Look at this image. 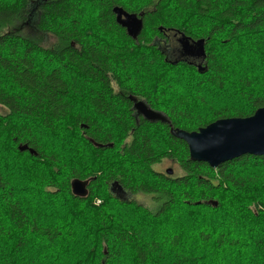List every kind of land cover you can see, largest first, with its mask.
Masks as SVG:
<instances>
[{"label":"trees","instance_id":"trees-1","mask_svg":"<svg viewBox=\"0 0 264 264\" xmlns=\"http://www.w3.org/2000/svg\"><path fill=\"white\" fill-rule=\"evenodd\" d=\"M117 7L143 15L144 27L136 40L116 22L113 10ZM88 16L91 17L86 23ZM40 36L52 43L43 48ZM182 36L192 41L205 40L206 57L201 64L184 57L179 42L175 41ZM221 37L225 39L224 54L214 46ZM241 45L250 46L247 71L264 70V0H0V107L11 123V128L4 132L5 138H9L3 152L8 151L12 159L17 156L16 159L29 160L31 166L45 160L53 179L50 185L39 187L45 193L34 192L47 201L61 195L68 199V206L57 213L58 217L49 220L47 214L53 213L50 209L39 215L37 207L41 204L34 199L33 205L24 206V201L33 197L30 193L33 190L10 182L0 163V238L8 234L18 237L8 252L11 259L18 264H112L127 245L137 264H150L152 257L162 255L169 247L177 251L171 258L172 264H211L201 260L203 255L198 249L190 255L180 251L182 239L176 231L180 225L183 228L186 225L165 227L161 220L179 215L178 200L190 201L192 207L200 208L208 203H193L197 196L210 201L215 199V192L233 194L234 189L241 194L238 203L247 209L243 211L249 227L240 237L243 245L226 227L215 235L195 231L194 239L197 235L203 242L200 245L209 246L214 254L215 250L220 252L214 264H264V193L251 198L252 187L264 182V157L245 155L213 169L205 163L193 162L187 144L170 133L171 127L197 132L219 120L249 118L264 108V74L259 79L260 95L238 91L232 97L222 92L223 72L228 64L225 60L237 56L235 47ZM158 70L160 75L155 76ZM204 77H208L212 92L205 82L199 81ZM174 83L186 88L187 93L178 92V97L170 93L173 90L169 86ZM214 89L218 92H213ZM191 92L197 93L198 101L205 107L188 100ZM200 94L205 101L199 99ZM206 97L217 98L208 102ZM135 101L158 109L153 111L165 121L150 122L137 117L130 110ZM77 105H82L75 116L82 136L70 135L80 146L87 144L95 151V158L117 148L112 129L106 127L108 121L119 128L123 139H129L117 152L118 162L109 164L99 174L84 176L76 161H62L45 153L30 130V121L47 131L55 130ZM18 122L21 125L15 127L13 123ZM159 128L166 137L164 153L154 149L153 133ZM86 138L99 145L112 144L113 148L96 147ZM25 145L37 155L20 152L19 147ZM165 158L177 162L183 176L173 179L155 171L154 167ZM142 167L156 183L150 186L138 182V174L131 178L133 170L140 172ZM13 173H20L17 162ZM75 179L89 181L87 197L73 195L71 182ZM101 181L108 186L116 182L131 195L151 197L157 207L148 212L136 201L116 197L108 187L114 212L129 211L133 217L138 214L146 226L132 225L134 219L129 223L118 222L117 217L118 230L112 234L111 226L98 213L104 208L89 205ZM191 186L199 191L195 198L187 191ZM171 187L183 189L180 198ZM221 206L218 203L214 211L220 212ZM239 214L235 211L236 220H242ZM4 222L9 224L8 232L2 230ZM79 232L95 246L88 262L74 252L75 243L82 241L75 238ZM26 238H34L44 247L36 255H23L22 241ZM0 264H6L1 253Z\"/></svg>","mask_w":264,"mask_h":264},{"label":"rangeland","instance_id":"rangeland-1","mask_svg":"<svg viewBox=\"0 0 264 264\" xmlns=\"http://www.w3.org/2000/svg\"><path fill=\"white\" fill-rule=\"evenodd\" d=\"M90 15V14H88ZM91 16L87 17L90 19ZM183 18V16L181 17ZM184 19V18H183ZM41 39V44L43 48H47L52 41L50 39L43 40V37H39ZM179 38V37H178ZM177 41V40H175ZM223 42H225V39L222 37L217 39L214 46L216 49L221 53ZM235 52L237 56H233L232 59H227L228 61L226 69L224 68V85L225 88L222 90V92L229 96H236V93L238 91L246 92L250 95H260V81L259 79L263 78L264 70L261 69L258 72H248L247 69L249 68V59L247 56V53H251L250 46H237L235 47ZM227 53V52H226ZM229 53V52H228ZM222 54L223 51H222ZM240 56H242L244 59H241ZM230 57V54H229ZM258 59V55L256 56ZM41 59V58H40ZM39 59V61H40ZM190 60L195 58H189ZM259 61V59H258ZM149 63V62H148ZM234 67L233 70H229L228 68ZM235 71H241L242 73H238ZM155 76L160 75V71L154 72ZM199 81L205 82L208 91L212 92V89L209 87L208 84V77H204L203 79H199ZM245 82H248V84H251L250 86H246ZM175 84V83H174ZM172 84V87L169 86L173 90V92L169 91L170 93H174L178 97V92L180 93H187L186 88H179L178 85ZM150 91L149 89L147 92ZM213 92H218L215 89ZM188 100L192 102H196L200 104V107L203 106V102L198 101L197 93L191 92L188 94ZM208 102H212V100H216V98L206 97ZM72 99H74V94L72 95ZM200 100H204V97L200 94L199 96ZM237 99V98H236ZM143 100V99H142ZM242 101V100H240ZM244 101V100H243ZM171 101L167 102V104H170ZM206 103V102H205ZM228 103V102H226ZM229 104V103H228ZM82 105H77L76 110H73V113L66 119L65 121L58 124L55 130L47 131L42 127H39L37 124L34 123V121H30L32 129V134L36 137L39 144L42 146L45 153L49 152L48 154H53L60 160L65 161H76L77 162V169L81 172L84 176L99 174L100 171L104 170V168H107L110 164L113 165L114 163H117L119 160V157L117 156V152L121 149V147L129 142V139H123L122 133L119 130L116 125L108 121V124L106 127L112 129L113 135L115 137V142L117 144V148L114 151H108L103 157H97L95 158V151L92 149L90 150L85 144L84 146H80V144L77 143V141L73 140V135H70L71 133L79 134L81 128L79 129V126L76 124L75 118L76 112L81 109ZM86 106V104H85ZM87 112L90 114L91 110L88 106ZM199 108V107H198ZM153 110H158L153 108ZM199 110V109H198ZM76 116V117H75ZM9 116L5 112V110L0 107V154L6 149V144H8V140L5 138V130L7 131L11 128V123H9ZM29 121V120H26ZM15 127H19L21 123H13ZM84 126V125H83ZM81 127V126H80ZM76 136H82V134L76 135ZM87 139V138H86ZM153 144L154 149H156L158 152H167V144H166V137L164 136V133L158 129L156 133H153ZM16 156V155H15ZM17 157V156H16ZM13 157L8 152H3V156L0 158V163L5 167L7 176L10 178V182H14L18 185H23L25 188H30L33 190L31 193V196L28 197L30 199H26L24 201V206H31L34 204V200L37 201L39 204L37 207V213L40 215L47 211L48 209L52 210V214H47V217L49 220H52L55 217H58L59 212L63 209V207L68 206V199L61 195L59 199H50L46 200L44 199L39 193L37 192H43L44 189H40L39 187H44L45 185H50V180L53 178L50 176L52 175V170L47 167L45 160H42L38 165H32L29 160L21 159L18 157ZM18 163L20 165V173L16 174L13 173V170L15 168V163ZM12 169V172H11ZM131 169V168H130ZM139 170V169H138ZM144 168H141V171L133 170L131 178H134L137 176L138 182L147 183L151 186L152 183H156L155 179L151 177V173H144ZM154 170L166 174L167 170H171L173 174L171 177L174 179L176 177L183 176L184 172L179 166V164L175 161L170 160L169 158H165L161 161L160 164L156 165L154 167ZM103 174H100L98 176H102ZM102 183V181H101ZM103 183L100 184L101 186L97 191H94V196L90 200L89 205L92 208L95 209H101L104 208V210H100L98 213L103 215V219L106 223V225H110V232L114 234L118 228L116 225V218L118 217L117 221L124 220L129 223L131 220H135L132 223L134 225L135 223L137 225L142 224V228L146 226V224H143L142 220H139V215L137 214L135 217L129 212V211H123L124 214H120V212H114L113 203L108 198V183H105L103 186ZM164 185V184H163ZM163 185H158L162 187ZM17 186V185H16ZM169 188V187H168ZM105 189V190H104ZM250 189V188H249ZM249 189H245L244 191H247ZM47 190L49 191V188L47 187ZM171 190L177 195L179 198L181 197V193L183 189H177L175 187H171ZM253 193L251 198L255 197H261L264 193V182H259L254 187H252ZM37 191V192H34ZM187 191L190 194H193V197L195 198L196 195L199 193V191L193 189V186H191ZM234 193L224 192V193H214L215 199H211L208 201L207 199L201 198L200 196H197V200L193 201V203L199 205L203 203H208L206 205H203L202 207L194 208L191 206L190 201L187 200H178L179 204L178 206L181 208L179 210V215L177 217L169 219L164 217L161 222L166 227L169 224H184L187 227L183 228L182 225L179 226L177 230V234L181 236L182 242H181V248L180 251L190 255L193 251L198 249L200 254L203 256L201 257V260L205 262H211V264H214L213 262L217 261L220 258V252L215 250L216 254L213 253V251H210V247L207 245H200L203 243L200 239H197V235L194 239L195 231L202 232L206 231V234L215 235V233H220L221 231H224L223 228L226 227L228 229V232H232V235L238 239V242H240V245H243V241L240 238L243 235V232H245L248 227L249 223L246 217L244 216V211L247 210L246 206L242 203H238L237 198H241V194L238 190H234ZM131 195V194H130ZM132 196V195H131ZM236 196V197H235ZM127 197V196H126ZM133 197H130V200ZM34 199V200H32ZM123 199V198H122ZM204 199V200H203ZM132 200V199H131ZM133 201H136L142 208L146 211H154L157 207V205L154 203L151 197L138 194L133 198ZM197 202V203H196ZM209 202H216L219 204H222L221 210L214 211L213 205L209 204ZM242 202V201H241ZM244 203V202H243ZM237 204V205H236ZM183 205V206H181ZM177 206V207H178ZM2 207V206H1ZM54 210V211H53ZM244 210V211H243ZM235 211L237 213H240L239 216L242 220H236L234 217ZM149 212V211H148ZM251 212L255 215V211L253 208H251ZM57 214V215H55ZM5 212L1 209V216H4ZM121 218V219H120ZM10 223V222H9ZM233 224L235 225L233 227ZM9 224L7 222H4V226L2 228L3 231L8 232ZM183 228V229H182ZM250 231V230H249ZM92 233V232H91ZM96 233V232H95ZM94 236V234H91ZM249 235V232H248ZM75 238H80L81 242H76L74 252L85 261H89L91 257V252L94 251V244H92L89 240L85 239L83 237V234L81 232L77 233ZM18 241V237L11 236L10 234L0 238V253L5 257L6 264H18L13 259H11L8 252L11 250L13 245ZM23 242V255H36L38 250L43 248V244L39 243V241L35 240L34 238H26ZM212 243V242H210ZM74 244V243H73ZM213 244V243H212ZM246 245V244H245ZM244 245V246H245ZM200 248V249H199ZM241 248V247H240ZM206 249H207V255H206ZM122 254L121 256L117 257V262H114L112 264H137L136 260L134 259V254L131 251V248H128L127 245L121 250ZM228 251V250H226ZM108 252V247L105 246L103 248V253L106 256ZM177 251L173 247H169L167 249H164L162 251V255L157 257H152L150 260V264H172L171 258L174 257L175 253ZM50 259V258H49ZM203 264H209V263H203Z\"/></svg>","mask_w":264,"mask_h":264},{"label":"water","instance_id":"water-1","mask_svg":"<svg viewBox=\"0 0 264 264\" xmlns=\"http://www.w3.org/2000/svg\"><path fill=\"white\" fill-rule=\"evenodd\" d=\"M113 13L116 15V22L126 30L127 35L136 40L144 27L143 15L127 13L120 7L115 8ZM178 42L184 57L205 59L204 39L192 41L182 36ZM134 106L137 110L133 111L137 117L150 122L165 121L161 114L150 110L142 101H135ZM170 133L187 144L193 162L205 163L213 169L245 155L264 157V108L258 109L249 118L219 120L197 132H186L171 127ZM93 144L96 147L113 148L112 144ZM19 151H29L31 155H37L26 145L20 146ZM166 174L171 176L173 172L167 170ZM88 185L89 181L75 179L71 182V191L74 196L85 198L88 195ZM210 204L218 206L216 202Z\"/></svg>","mask_w":264,"mask_h":264},{"label":"flooded vegetation","instance_id":"flooded-vegetation-1","mask_svg":"<svg viewBox=\"0 0 264 264\" xmlns=\"http://www.w3.org/2000/svg\"><path fill=\"white\" fill-rule=\"evenodd\" d=\"M181 37H177L176 40L179 41ZM188 60H190L188 58ZM192 63L196 64V65H199L202 63V58L198 59V58H195V59H192L190 60ZM135 104V103H134ZM150 110H153L151 107L147 106ZM130 110H137L136 107L133 105V107L130 109ZM135 112V111H134ZM87 140L89 142H91L92 140L91 139H88ZM109 189L111 190V192L116 196V197H119V198H123V199H129L130 197H135L137 195H130L125 189H123L118 183L116 182H113L111 184H109ZM127 196V197H126ZM133 198H131L133 200ZM130 199V200H131Z\"/></svg>","mask_w":264,"mask_h":264},{"label":"bare ground","instance_id":"bare-ground-1","mask_svg":"<svg viewBox=\"0 0 264 264\" xmlns=\"http://www.w3.org/2000/svg\"><path fill=\"white\" fill-rule=\"evenodd\" d=\"M88 181V180H87Z\"/></svg>","mask_w":264,"mask_h":264}]
</instances>
